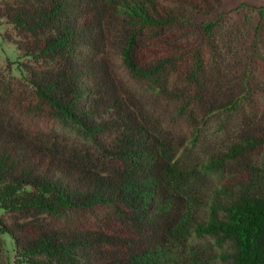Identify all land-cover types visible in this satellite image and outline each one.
Wrapping results in <instances>:
<instances>
[{
	"label": "trees",
	"instance_id": "obj_1",
	"mask_svg": "<svg viewBox=\"0 0 264 264\" xmlns=\"http://www.w3.org/2000/svg\"><path fill=\"white\" fill-rule=\"evenodd\" d=\"M254 7L264 18V5ZM112 15L123 21L121 52L127 67L139 78L162 84L166 59L146 44L143 30L187 22L184 12L165 1L23 0L0 7L1 17L31 33L19 47L46 63L25 66L46 114L100 144V134L117 133L109 146L103 145V159H87L60 153L0 120L1 207L63 215L110 206L119 222L108 233L35 220L14 227L4 223L18 254L28 264H204L187 251L190 236L197 233L228 244L219 254L223 264H264V110L246 109L259 83L249 77L241 94L211 105L210 113L222 116L218 127L229 138L199 165L224 179L205 197L191 195L188 179L196 168H186L170 143L138 119L108 64L94 56L107 44L105 24ZM216 23L204 25L212 46ZM195 49L189 81L203 92L204 60L200 47ZM181 199L186 202L178 205Z\"/></svg>",
	"mask_w": 264,
	"mask_h": 264
},
{
	"label": "rangeland",
	"instance_id": "obj_2",
	"mask_svg": "<svg viewBox=\"0 0 264 264\" xmlns=\"http://www.w3.org/2000/svg\"><path fill=\"white\" fill-rule=\"evenodd\" d=\"M160 1L181 10L187 18L185 25L143 30L146 44L156 47L166 59L167 77L162 84L137 77L125 64L121 52L125 28L118 17L112 15L106 20L107 44L94 56L108 64L121 94L138 119L160 139L170 143L177 152L176 159L186 168H196V173L189 176L188 190L191 195L205 197L224 176L199 164L229 138L228 133L218 127L222 116L210 113L211 105L239 94L243 80L251 77L250 81L259 84L246 109L251 111L254 105V111L264 110V18L259 8L254 7L264 5V0H193L194 6L178 0ZM22 2L0 0V7L17 6ZM212 20L217 21L211 36L214 46L204 28L205 23ZM27 35L31 33L0 16V120L52 145L60 153L98 158L103 153V145L109 146L117 133L100 134L97 137L103 143L100 144L71 123L46 114V106L41 104L25 71V66L38 67L41 62L46 63L27 55L19 47V41ZM197 47L204 60L203 92L197 91L195 84L189 81L190 71L196 66ZM200 94L203 97L200 98ZM228 174L231 178L234 172ZM182 202L186 200L181 199L177 204L182 205ZM205 209L202 205L201 213ZM112 214L110 206H101L95 211L70 209L63 215L15 211L0 206V264H28L18 254L16 240L4 231V223L14 227L17 222L35 220L51 227L108 233L113 231L112 225L119 224ZM187 246V251L192 249L204 264H223L219 254L229 248L214 236L197 233L190 236Z\"/></svg>",
	"mask_w": 264,
	"mask_h": 264
}]
</instances>
